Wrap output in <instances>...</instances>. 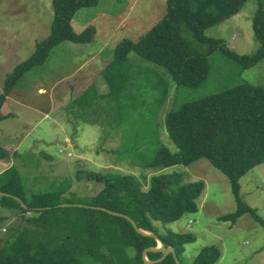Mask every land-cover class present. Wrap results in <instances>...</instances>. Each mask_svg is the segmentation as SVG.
<instances>
[{
	"label": "rangeland",
	"instance_id": "obj_1",
	"mask_svg": "<svg viewBox=\"0 0 264 264\" xmlns=\"http://www.w3.org/2000/svg\"><path fill=\"white\" fill-rule=\"evenodd\" d=\"M257 8L258 0H249L239 14L207 28L205 36L222 39L236 54H255L259 49L253 26ZM165 11L166 0H100L96 7L83 8L74 16L72 26L76 32L95 27L92 47L65 43L53 51L44 66L33 68L15 85L9 95L20 103L13 106L9 101L2 113L14 111L17 116L6 118L0 129L10 143L22 142L17 152L21 156L11 160L27 195L62 191V204L75 205L102 188L101 180L92 178L96 174H132L148 180L156 172L146 163L157 148L165 146L171 152L177 151L165 126L168 112L184 102L242 82L264 87V60L244 70L232 60L214 54L209 58L208 78L196 88H187L177 86L165 69L130 54L129 64L135 70L132 76L141 68L146 71L141 69L135 79L128 80L130 86L124 91L126 95L128 89L132 91V98L127 97L128 105L119 108L114 100L104 97L109 88L98 73L113 60L116 46L126 39L137 42ZM54 17L53 0H0V94L14 67L27 60L36 45L50 36ZM86 72L97 77L95 85L103 94L78 100L81 87L86 85ZM164 86L167 92L160 102ZM47 113L49 117L44 119ZM139 129L143 130L141 145L135 144ZM162 172H180L185 183L201 180L206 185L197 201V213L184 214L173 223H157L161 235L171 230L195 238L186 246L184 258L188 262L203 248L216 246L221 252L216 264H264V228L251 214H245L235 224L218 219L238 207L231 182L222 172L206 159ZM241 186L242 199L264 220V163L245 175ZM23 217L19 210L0 205L1 245L10 226L26 224Z\"/></svg>",
	"mask_w": 264,
	"mask_h": 264
},
{
	"label": "trees",
	"instance_id": "obj_2",
	"mask_svg": "<svg viewBox=\"0 0 264 264\" xmlns=\"http://www.w3.org/2000/svg\"><path fill=\"white\" fill-rule=\"evenodd\" d=\"M248 1L166 0L165 14L156 25L137 42L126 39L116 46L113 60L102 70L109 88L104 97L114 100L119 108L128 105L127 97L132 98L129 89L127 95L124 93L126 86H130L128 80L135 79L143 69H136L138 74L132 76L135 70L129 64L130 54L165 69L177 86L187 88H196L208 78L209 58L217 53L244 70L256 67L264 60V0H258L253 17L259 43L255 54H236L222 39L204 34L207 28L239 14ZM99 2L53 0L55 17L50 36L36 45L35 52L15 66L5 81L0 94V122L13 116L2 113V108L25 74L44 66L53 51L65 43L81 47L93 44L95 27L76 32L72 20L79 10L96 7ZM166 87L160 102L164 100ZM94 92V88L87 89L78 100L95 95ZM164 121L177 151L171 152L165 146L157 148L146 163L148 169L156 172L148 180L132 174L94 175L92 178L101 180L103 186L81 203L84 206L63 207L62 191L27 195L18 170L13 166L3 171L0 205L19 210L26 224L9 227L8 237L0 244V264H177L176 259L179 264H216L221 258L218 247H205L188 262L184 258L186 246L195 242V238L171 230L161 235L157 228V223H173L184 214L198 212L197 201L205 190V182L185 183L182 173L162 171L200 159H206L232 185L237 210L218 219L235 224L245 214H251L264 228L258 210L241 196V179L264 163V87L239 83L180 104L167 113ZM142 131L136 133L135 144L141 145ZM8 157L9 152L0 147V161ZM27 213L33 216L26 217ZM116 214L126 216L136 228L159 238L165 249L172 247L175 256L168 254L162 259L163 252L153 250L158 245L155 237L139 234L129 220ZM147 249L151 250L145 252Z\"/></svg>",
	"mask_w": 264,
	"mask_h": 264
},
{
	"label": "crops",
	"instance_id": "obj_3",
	"mask_svg": "<svg viewBox=\"0 0 264 264\" xmlns=\"http://www.w3.org/2000/svg\"><path fill=\"white\" fill-rule=\"evenodd\" d=\"M95 42V39H94V41H93V43ZM83 47H92L91 45H86V46H83ZM108 63V62H107ZM107 63H105V66H106V64ZM104 66V67H105ZM102 70H103V67H102V69L101 70H99V73H98V77H101L104 81H105V79L103 78V76H102ZM86 77H84L85 78V80H84V82L86 83V85H85V88L84 89H82L83 88V86L81 87V93H80V95H83L84 94V92L87 90V89H90V88H94V90H95V95L96 96H101L103 93H100L99 91H98V89H97V87H96V85H95V80L94 79H96L97 77H94V74L92 75V76H88L87 75V72H86V75H85ZM100 79V78H99ZM107 85V84H106ZM76 87H77V84L75 85ZM73 87L74 88V90H76V87ZM108 87V86H107ZM97 90V91H96ZM9 101H11V102H13L14 104H13V106H15V105H17L18 106V104L20 103V100H13V99H11V97H10V95H8L7 96V98H6V101H5V103H4V105H3V108L4 107H6V105L9 103ZM11 102H10V104H11ZM12 105V104H11ZM23 106V105H22ZM5 115L6 114H12L13 116H17L16 114V112H14V111H9V112H5L4 113ZM46 116L44 117V119L45 118H47V117H49V113H47V114H45ZM13 116H11V117H13ZM3 121H6V119L5 120H2V122H0L1 124L3 123ZM1 124H0V126H1ZM8 139V137H6V136H2V133H1V129H0V147H3L6 151H8L9 152V157L6 159V160H2V161H0V174L3 172V171H5V170H7L8 168H10V167H13V162H12V160H11V158L13 157V156H15V155H17L18 157L19 156H21V155H19V154H17V152H18V149L20 148V145H21V143L22 142H19L18 143V141H16V145L15 144H12V143H10V141L9 140H7Z\"/></svg>",
	"mask_w": 264,
	"mask_h": 264
},
{
	"label": "water",
	"instance_id": "obj_4",
	"mask_svg": "<svg viewBox=\"0 0 264 264\" xmlns=\"http://www.w3.org/2000/svg\"><path fill=\"white\" fill-rule=\"evenodd\" d=\"M62 206H63V207H68V206H84V205H81V204H75V205H72V204H63ZM111 213H112V212H111ZM113 214H115V213H113ZM116 215L123 216L125 219H127V220L130 221V223H131L132 226H134V227L136 228V225H135L134 221L130 220L129 218H127V217L124 216V215H121V214H116ZM136 230H137V232H138L139 234H141V235H143V236H147V237H155V238H156V240H157V242H158V245H157V247H156L155 249H153V250H154V251H162V252H163V257H162V259H164L168 254H173V255L175 256L174 249H173L172 247H168V248L165 249V248H164V243H163L159 238H157V237L154 236L153 234H150V233H146V232H144V230H142V229L136 228ZM148 250H151V249H147V250H145V252L148 251ZM162 259H160V260H162ZM160 260H159V261H160ZM176 261H177V264H179L177 259H176ZM147 262H148V261H147Z\"/></svg>",
	"mask_w": 264,
	"mask_h": 264
}]
</instances>
